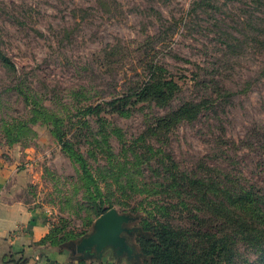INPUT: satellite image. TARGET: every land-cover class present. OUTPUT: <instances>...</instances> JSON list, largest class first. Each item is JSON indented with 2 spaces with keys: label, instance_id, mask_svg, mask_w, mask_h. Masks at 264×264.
Listing matches in <instances>:
<instances>
[{
  "label": "rangeland",
  "instance_id": "obj_1",
  "mask_svg": "<svg viewBox=\"0 0 264 264\" xmlns=\"http://www.w3.org/2000/svg\"><path fill=\"white\" fill-rule=\"evenodd\" d=\"M254 1L0 0V51L14 65L0 60V167L16 162L17 195L46 214L52 241L64 242L45 245L65 252V264L95 262L94 250L80 257L71 247L92 234L100 201L50 134L52 123L34 121L33 109L62 121L102 189L104 206L137 218L129 228L151 221L157 204H174L160 183L172 175H205L207 164H222L221 148L230 169L263 179L259 153L241 144L264 127V0ZM150 57L180 86L172 107L200 98L202 79L214 78L233 93L214 112L170 131L154 128L168 108L150 103L127 117L85 111L127 94ZM185 214L177 208L166 219L182 225ZM129 243L139 253L136 237Z\"/></svg>",
  "mask_w": 264,
  "mask_h": 264
},
{
  "label": "trees",
  "instance_id": "obj_2",
  "mask_svg": "<svg viewBox=\"0 0 264 264\" xmlns=\"http://www.w3.org/2000/svg\"><path fill=\"white\" fill-rule=\"evenodd\" d=\"M254 2L259 4L260 0ZM0 60L14 68L1 51ZM143 67L144 76L127 94L88 106L85 111L96 116L105 111L127 117L138 105L150 103L158 108H168L165 115L156 119L154 128L170 131L180 123H194L205 113L214 112L215 106L228 98L225 94L233 93L214 78L210 81L202 79L197 82L204 87L200 98L182 101L172 107L180 91L175 76L154 57H150ZM33 113L34 121L52 123L50 134L61 151L78 166L81 180L87 191L91 190L93 200L100 201L97 218L113 209L104 206L102 189L87 159L61 129L62 121L37 108L33 109ZM225 143L222 142V146ZM241 144L243 148L259 153L260 164L264 165V127L254 130L244 141L241 140ZM221 151L222 164H207L205 175H172V178L159 184L163 192L172 193L168 198L175 202L157 204V215L150 213L151 221L142 220L140 226L135 227L138 230L134 235L139 246V264H264V178L248 179L241 172L230 169L224 162L232 165L231 157L227 156L226 150L221 148ZM177 208L186 212L182 218L185 222L174 226L166 218L171 210ZM159 218L164 220L160 221ZM186 222L189 226H186ZM53 236L54 232L51 235L48 233L39 244L52 241ZM62 241H52L51 245L59 246ZM241 248L249 251L254 258H245Z\"/></svg>",
  "mask_w": 264,
  "mask_h": 264
},
{
  "label": "crops",
  "instance_id": "obj_3",
  "mask_svg": "<svg viewBox=\"0 0 264 264\" xmlns=\"http://www.w3.org/2000/svg\"><path fill=\"white\" fill-rule=\"evenodd\" d=\"M19 174L16 162L0 167V264H46L47 260L65 264V252H54L39 244L49 233L46 214L30 208L18 197ZM88 263L129 264L127 260H117L110 249L100 260Z\"/></svg>",
  "mask_w": 264,
  "mask_h": 264
},
{
  "label": "water",
  "instance_id": "obj_4",
  "mask_svg": "<svg viewBox=\"0 0 264 264\" xmlns=\"http://www.w3.org/2000/svg\"><path fill=\"white\" fill-rule=\"evenodd\" d=\"M137 218L131 214H121L110 209L98 217L93 226L92 234L82 238L71 247L72 253H83L94 250V257L100 260L107 249L112 250L115 258L136 262L140 255L129 243V238L138 233L136 228H129Z\"/></svg>",
  "mask_w": 264,
  "mask_h": 264
},
{
  "label": "flooded vegetation",
  "instance_id": "obj_5",
  "mask_svg": "<svg viewBox=\"0 0 264 264\" xmlns=\"http://www.w3.org/2000/svg\"><path fill=\"white\" fill-rule=\"evenodd\" d=\"M131 237H135V235L131 236ZM93 252V249L90 251H86L83 253H73V255H80V257H87L88 255H90ZM121 259H126V258H121Z\"/></svg>",
  "mask_w": 264,
  "mask_h": 264
}]
</instances>
